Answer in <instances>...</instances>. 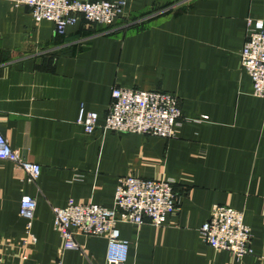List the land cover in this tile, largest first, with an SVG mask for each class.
<instances>
[{
	"label": "crops",
	"instance_id": "1",
	"mask_svg": "<svg viewBox=\"0 0 264 264\" xmlns=\"http://www.w3.org/2000/svg\"><path fill=\"white\" fill-rule=\"evenodd\" d=\"M127 21L79 18L57 35L27 6L0 0V132L23 160L38 163L28 182L0 159V264H105L106 235H76L62 250L53 207H113L117 179H171L177 209L159 226L118 223L129 241L125 264H264V98L240 67L247 17L264 21V0H126ZM113 85L175 94V136L107 130ZM98 115L86 133L80 106ZM24 194L36 201L19 215ZM214 204L243 212L251 253L205 244L199 227Z\"/></svg>",
	"mask_w": 264,
	"mask_h": 264
},
{
	"label": "built area",
	"instance_id": "2",
	"mask_svg": "<svg viewBox=\"0 0 264 264\" xmlns=\"http://www.w3.org/2000/svg\"><path fill=\"white\" fill-rule=\"evenodd\" d=\"M15 6H27L35 21L49 20L57 35L79 18L89 24L110 26L119 20L127 21L126 0H8ZM245 41L239 52L240 67L245 69L252 83L253 94L264 98V21L247 17ZM98 115L79 107L76 122L86 133L97 125ZM182 113L178 97L161 89H136L113 85L104 121V130L175 136ZM0 159L19 167L28 182L40 173L38 163L23 160L0 132ZM177 198L171 179L154 180L121 176L117 179L113 207L95 203H76L69 199L63 207H53V227L63 240L62 250L79 249L76 235H106L105 264H125L129 241L120 237L118 223L142 224L145 221L159 226L177 209ZM36 201L24 194L19 200V215L27 222L26 233L31 241V220ZM201 240L214 249L231 252L235 259L251 253V233L244 222L243 212L225 205L214 204L210 215L199 227ZM57 264H61L59 261Z\"/></svg>",
	"mask_w": 264,
	"mask_h": 264
}]
</instances>
